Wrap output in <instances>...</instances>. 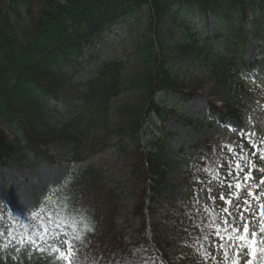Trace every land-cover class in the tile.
<instances>
[{
  "label": "trees",
  "instance_id": "1",
  "mask_svg": "<svg viewBox=\"0 0 264 264\" xmlns=\"http://www.w3.org/2000/svg\"><path fill=\"white\" fill-rule=\"evenodd\" d=\"M40 2L44 7L39 13L38 23L26 34V39L22 43L18 41L15 32L9 30L8 15L11 11L9 8H12L11 4H8V9L2 16L5 21L0 20L2 23L0 147H4L0 150V163H3L5 156L13 157L16 154L20 160L25 161L32 157L34 160L49 159L47 150L55 143L61 149V159L67 160L70 166L79 164L86 167L69 175L63 184L49 193L47 202L37 212L39 218L34 220L35 227H39L40 222L48 220L49 217L78 227L92 224V232L85 239L84 245L79 247L80 254L76 264H184L183 260L172 261L173 257L170 258V255L186 248L183 239L189 236L190 232L184 231L183 228L187 225L190 226V231H194L192 237L203 236L202 227L197 226L199 218L194 214L188 215L186 208L180 206L163 225L156 220L150 221L146 216V210L151 212L153 197L152 199L149 197L145 203L132 205L130 217L120 220L123 208L120 187L109 181L102 167L90 161L98 155H104L109 148L113 147L116 151L122 149L123 139L126 138H129L132 145L139 146L144 136L145 111L138 108L142 110L139 115L136 109V113L131 109L132 107L127 106L123 109L120 107L116 115L124 118L125 114L129 118L123 123L122 119L118 121L112 118L111 102L133 87L139 90L143 97L145 95L144 98L149 102L157 93L160 96L170 88L175 89L173 91L180 90L181 82L174 78L176 75L167 74L169 77L166 76V80H160L161 82L152 78L143 79L145 83L147 82V85H144L145 83L141 84L137 79L133 81L134 85H131L133 87L128 88L130 80L128 65L117 60L109 61L97 69L94 77L85 83L78 96L79 102L74 106L75 111L59 118L48 106L50 95L57 97L59 93L57 80L59 76H63L61 68L57 66L56 69L57 61L64 55L66 49L73 51L74 48H81L83 42L92 43V40L98 39L104 30L122 22L123 14L132 15L136 12L134 10L143 7L150 10L151 14L161 16L158 24L167 16L176 15V12L179 15L183 12L185 16L191 15L194 18L204 17L203 22L207 24L206 17L210 14L224 24L223 32H227L233 28L236 19L246 18L252 11L257 12L256 14L263 12L264 0H40ZM31 11L29 8L28 12ZM199 20L201 19L183 20L182 25L186 28L187 35L179 51L193 53L198 58L195 60L206 68L207 78L214 79L224 89L232 91L235 97V93L242 90L240 81L237 83L240 79L239 74L232 73L235 58L222 52L212 55L211 44L208 43L209 36L202 35L196 29L201 23ZM71 29L73 34L69 33ZM158 32L159 29L156 31V39L160 37ZM220 36L222 34L217 38ZM157 43L156 48L150 45V52L158 53L159 42ZM79 54L81 53L77 52L72 55L78 57ZM160 56V53L156 56L153 74L162 68ZM240 65L245 66L244 63ZM233 75L238 78H233ZM238 101L225 112L212 105L213 119L220 124L231 119L242 123V116L245 113L243 107L249 104L247 102L251 103V100L244 95ZM150 109L148 106V110ZM7 126L12 129L15 136L12 143L2 140L1 132ZM21 134L22 137H19ZM117 137H121V140ZM132 152L135 160L133 180L139 179L146 185L141 191L143 196L140 197L144 198L150 193L152 196L165 193L166 171L169 164L164 163L161 150L151 147L147 153L145 151L137 153L135 150ZM131 183L132 181L127 186ZM174 214H177L175 222ZM3 215L6 221L9 216L18 218L21 216L16 210L11 213L5 212ZM9 222L11 223L10 220ZM22 224L24 223L19 224V227L27 231L28 229L21 227ZM9 227V224L6 225V228ZM49 227L52 225L49 224ZM7 243L9 244V240L5 242L0 239V264H49V260L42 258L38 252H33L29 259L27 249L17 256Z\"/></svg>",
  "mask_w": 264,
  "mask_h": 264
},
{
  "label": "rangeland",
  "instance_id": "2",
  "mask_svg": "<svg viewBox=\"0 0 264 264\" xmlns=\"http://www.w3.org/2000/svg\"><path fill=\"white\" fill-rule=\"evenodd\" d=\"M10 1L13 3H10ZM8 4H11L10 7H12L9 8L11 11L8 15L10 18L9 30L14 31L18 41L22 43L26 39V34L38 23L39 13L43 11L42 7L44 6H41L40 0H0V20L8 9ZM29 8L32 10L30 13L28 12ZM134 11L136 12L132 15L123 14L122 22L104 30L98 39L92 40L94 39L92 37V43L83 42L81 48H74L73 51L71 49L69 51L65 50L66 52L59 57L56 65V69L57 66L61 68L60 71L63 75L59 76V80H57L59 93L57 97L50 95L49 109L55 115L58 114L59 118L64 117L66 114H72V111L76 109L74 106L79 102L78 96L85 83L94 77L97 69L109 61L117 60L128 65L130 76L128 88L129 86L133 87L131 85H134L133 81L137 79L141 81V84H144V80L147 79L152 78L161 82L160 80H166L167 74L176 75L177 77L174 78L182 84L180 90L173 91L175 89L170 88L164 92V95L160 96L157 91L155 97L148 102L144 98L145 95L143 97L141 92L133 87L132 90L126 91L124 95L111 102L112 118L118 121L122 119L123 123L129 118L125 116V110L123 111L124 118H119L116 115L120 107L122 109L127 106L132 107L131 109L134 112L136 109L139 115L142 110L138 108L145 111L143 116L145 119L144 136L139 142V146L132 145L129 138H126L123 139L122 149L116 151L113 147L109 148L104 155H98L90 161L94 165L102 167L109 181L120 187L123 202L120 220L130 217L132 205H138L139 202L145 203L149 197L151 199L153 197L151 212L146 210V216L150 221L156 220L162 225L168 221L167 218L170 215L175 211L177 212L180 206H184L191 201L195 203L191 211L196 209L205 212V209H207L212 214L220 213V209L226 207L219 198L221 192L225 197L233 200V206L229 207V211L235 216L236 208L234 206L238 202L234 197L227 194L229 189L226 184L222 188L216 180H213L211 184L208 181L211 179V175L215 173L217 166L225 161L224 155H227L225 150L234 149L235 152L248 158L249 165L254 166L250 162L249 155L253 151L256 153L258 150L252 148L251 143L257 145L260 142V144H264L262 143L264 142V11L258 12V14L252 11L246 18L236 19L233 28L228 29L227 32H223L225 29L224 24L217 21L210 14L206 17L207 24L203 22L204 17L185 16L183 12L180 15L177 12L176 15H169L158 24L161 16L159 17L155 13L151 14L147 8L143 7ZM185 18L186 20L191 18L193 20L201 19L199 20L201 23L196 29L202 35L209 36L208 43L211 44L212 55L222 52L235 58L232 73L239 74L240 79L237 83L240 81L242 87L240 89L242 90H239V92L242 93H235L234 97L232 91L224 89L214 79L207 78L206 68L195 60L198 58L193 53H180L179 49L182 48L180 45H182L187 35L186 28L182 25ZM2 21L4 22L5 19H2ZM1 22L0 24H2ZM6 22L8 21L6 20ZM157 27L160 35L158 39H156ZM69 33L73 34V29ZM220 34L222 36L217 38ZM72 39L75 40L74 37ZM153 41H155L154 44ZM157 41L159 42V48L157 49L158 53L155 54L150 52L149 48L150 45H154L153 48H156ZM77 52L81 53L78 57L72 55L73 53L77 54ZM159 53L161 54L159 58H161L162 68L153 74L156 56ZM151 54L152 56H150ZM241 62L245 66H241L240 64H243ZM233 78L238 77L233 75ZM13 79L11 80L13 81ZM144 85H147V82ZM244 95L251 100V103L249 101L247 102L249 104L243 107L245 112L242 116L243 123L229 120L226 121L225 125H221L219 122L211 120L212 105L225 112L227 108L229 109L234 105V102L237 101L236 103H238V100ZM238 96L240 97L237 98ZM148 106L151 108L150 110H148ZM241 131L253 133L254 135L250 139L245 138L240 135ZM12 132V129H9L8 126L4 127L1 132L3 135L2 140L8 143L14 142L15 136ZM19 137H22V134ZM117 139L121 140V137H117ZM56 145L55 143L52 144L48 150L43 147L44 150L48 151L49 159L39 158L37 160L35 158L36 160H34L33 157L31 159L29 157L30 160L25 161L20 160L17 154L13 157L5 156L3 163H0V214L10 212L14 207L17 208V211L36 212L47 200L48 196L46 195L48 191H52L53 186L64 182L69 173H75L86 167L79 164L74 167L70 166L67 160L61 159V149ZM151 147L161 150L164 163L169 164V169L166 171L167 186L164 188L165 193L161 195L152 196L151 193H147L148 195L141 198L140 196H143L141 191L146 185L140 182L139 179L133 180L135 160L132 151H138L137 153L145 151L147 153L148 148ZM2 149H4L3 146L0 147V150ZM231 154L233 155L232 152ZM203 161L206 162L202 166ZM139 168L141 169L142 165ZM261 168H264V163ZM204 169H209V172L206 173ZM224 172H226V168L219 169V173ZM195 173L196 176L191 177ZM206 175L207 177L209 175V177L207 178ZM235 175L234 171L233 176ZM242 175L243 173H240L241 182H243ZM252 175L253 179L248 182V187L260 199L257 201L249 198L252 212L256 213L255 221H252L251 213L246 212L244 214L246 219L249 220V239H253L251 237L253 230L257 232L254 238L257 241L254 245L256 251L254 257L249 256L252 257L254 264H264V251H260V249H264V244L259 243V241L264 240V233L259 231L261 217L259 216L258 207L260 203H264V195H262L264 184H260V172L253 171ZM221 179H223L222 175ZM130 181L132 183L127 186ZM231 182L235 183L236 181L231 179ZM209 187L212 189L211 195L216 197L215 204L208 198V193L202 191V189ZM244 195L245 191L242 190L241 202ZM198 200L199 202H197ZM213 210H215V213ZM220 215L223 216L224 214L220 213ZM176 218L177 214H174V222L177 220ZM14 221L17 224L31 225L28 219L22 221L20 218L14 217ZM7 222L5 221L4 224H7ZM202 223L203 218L200 224ZM207 223L210 224L211 220L209 219ZM217 223H219L218 219ZM237 226L242 228L238 217ZM3 227L0 216V233L4 231ZM61 228L62 232L68 233V238L79 235L82 237V242L87 235L86 233L89 232V227L83 230H75L63 224ZM5 229L7 232V228ZM211 231L212 229L206 234L209 239L204 240L205 244L202 252L208 251L216 259L213 260L210 257L205 258L200 255L201 261L199 262L201 264L224 263L222 254L211 247L212 243L218 244L220 242L211 236ZM5 234L0 235V238L5 239ZM231 234L235 235V233ZM82 242L77 241L76 245L78 246ZM247 250L250 251V249ZM248 252L246 251V253ZM178 253L176 256L173 254V261L179 262V260H184L188 256L186 248ZM228 253L229 255L225 259L227 263L232 264L233 260H237L238 264H244L248 260V256H243V251H239V255H236L229 247Z\"/></svg>",
  "mask_w": 264,
  "mask_h": 264
},
{
  "label": "snow or ice",
  "instance_id": "3",
  "mask_svg": "<svg viewBox=\"0 0 264 264\" xmlns=\"http://www.w3.org/2000/svg\"><path fill=\"white\" fill-rule=\"evenodd\" d=\"M240 135L250 139L254 134L241 131ZM251 147L257 149L260 152V159L264 160V149H258L255 143H251ZM229 151L233 153L234 164L229 161H224L219 164L215 173L211 175V179L208 183L211 184L213 180H216L222 188L226 184L229 189V196L234 197L238 202L234 206L236 208V215L234 216L233 213L229 211V207L233 206V200L225 197L223 192H221L219 196L220 200L226 205V207L220 209V213L224 214L223 216H221L220 213H215V210H213L215 214H212L208 213V210L205 209V213L209 215L211 220V223L209 224V227L212 229L211 236L220 241L218 244L212 243L211 247L220 252L223 259H226L229 255V247L232 248L236 255H239L240 249L247 246L250 251L246 253V255H252L254 257L256 251L254 245L257 243L254 238L256 237L257 232L255 230L251 232V237L253 239L250 240L249 220L246 219L244 214L246 212L251 213L252 221H255L256 213L252 212L249 198L259 201L260 197L251 191L248 187V182L253 179L252 172L258 171L261 173L260 184H264V168H255L253 165H249L248 158L235 152L232 148H229ZM253 155H255V153H253ZM225 165H227V171L219 173V169L225 168ZM246 165L249 166V171L244 172ZM204 171L208 173L209 169H204ZM234 171L236 173L235 176H233ZM240 173H244L242 178L243 182H241ZM221 175L223 176V179H221ZM230 178L235 179L236 182L232 183ZM257 187H259V185H257ZM233 189H235V191H233ZM242 190L245 191V195L241 202ZM202 191H206L208 193V198L213 204H215L216 197L211 195L212 189L209 187L202 189ZM262 195H264V193H262ZM197 202H199V200ZM258 207L259 216L261 217V227L259 228V231L264 233V203H260ZM237 217L242 224V228L237 226ZM38 218L39 213H35L32 217L33 220ZM217 219L219 220V223H217ZM49 224H51L52 227H49ZM14 227L15 225L9 227L7 235L10 240L19 241L20 247L16 248L17 252L27 248L29 259H31L33 252H38L42 258H47L49 260V264H76L80 254L76 242H82V237L77 235L68 238V233L62 232L61 224L52 217H49L48 220H42L39 227L33 226L32 231L21 233L19 236L14 234ZM21 227L28 229L29 225L22 224ZM231 233H235V235L233 236ZM0 235H3V233H0ZM204 239L208 240L209 237L205 236ZM225 241H227V243H225ZM259 243L264 244V240L259 241ZM4 247L7 248V245ZM260 251H264V249H260ZM203 256L205 258L210 257L213 260L216 259V257L208 251H205ZM232 264H238V261L233 260ZM247 264H253L252 260H248Z\"/></svg>",
  "mask_w": 264,
  "mask_h": 264
}]
</instances>
